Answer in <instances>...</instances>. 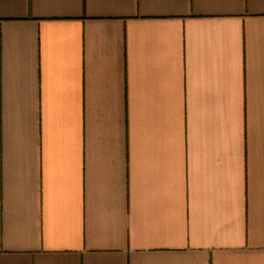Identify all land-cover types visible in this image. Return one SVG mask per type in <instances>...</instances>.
Listing matches in <instances>:
<instances>
[{"label": "crops", "instance_id": "crops-1", "mask_svg": "<svg viewBox=\"0 0 264 264\" xmlns=\"http://www.w3.org/2000/svg\"><path fill=\"white\" fill-rule=\"evenodd\" d=\"M0 264H264V0H0Z\"/></svg>", "mask_w": 264, "mask_h": 264}]
</instances>
